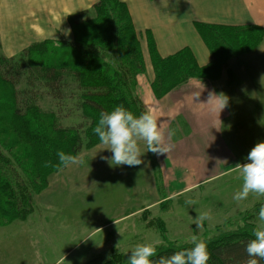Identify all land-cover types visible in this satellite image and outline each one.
Segmentation results:
<instances>
[{
	"label": "rangeland",
	"instance_id": "1",
	"mask_svg": "<svg viewBox=\"0 0 264 264\" xmlns=\"http://www.w3.org/2000/svg\"><path fill=\"white\" fill-rule=\"evenodd\" d=\"M43 43L42 49L47 52L59 44L67 46L64 41ZM33 49L31 47L28 54L15 62L27 69L32 59L41 56ZM240 53L243 54L238 52L231 58H221L204 76L226 75L230 84H236L234 88L250 84L251 71L238 64L232 65ZM0 56H4L1 44ZM43 57L46 56L43 54ZM67 72L66 80L70 85H65V97L61 101L50 95L44 86V76L36 79L29 71H23L15 88L0 80V102L10 106L13 92L26 91L34 97V109L27 111L24 118H34L42 125L48 134L45 137L48 136L52 143L61 136L53 129V123L63 135L78 137L81 143L80 151L74 154L81 162L57 168L58 158L39 161L37 157L36 160L33 153H29L34 149L32 144L19 140L16 131H12L14 117L0 114V155L12 169L9 177L13 179V187L18 190L21 186L26 194L21 208L9 211V215H0V264H126L137 243L159 240L157 249L170 244L185 246L192 245L193 235L204 241H231L250 236L253 229L261 226L258 211L264 204V197L250 192L244 200L233 199L242 185L238 171L225 172L198 190L172 195L179 190L172 180L179 170L172 171L164 166L160 171L154 161H166L167 157L184 159L191 155L190 151H170L160 156L143 151L142 160L152 161L154 183L147 180L146 168L141 164L115 166L118 172L112 173V167L101 159L111 153L93 133L95 125L88 119L87 110L79 106V99L72 92L76 88L74 78ZM190 74L189 71L185 73L186 76ZM234 121L238 123L237 128L240 122L237 117ZM232 152L226 151L225 156ZM239 152L243 155L240 161H244L249 151L233 153ZM141 192L144 196L138 195ZM189 199L194 203H186ZM2 203L8 205L7 199H2ZM201 212H207L208 218L197 229L192 218Z\"/></svg>",
	"mask_w": 264,
	"mask_h": 264
},
{
	"label": "crops",
	"instance_id": "2",
	"mask_svg": "<svg viewBox=\"0 0 264 264\" xmlns=\"http://www.w3.org/2000/svg\"><path fill=\"white\" fill-rule=\"evenodd\" d=\"M98 1L0 0L2 53L14 57L32 45L46 41L72 42L74 35L69 17L90 9ZM121 1L127 5L140 36L145 60L146 70L138 76L136 95L146 110L151 109L158 122H162L164 142L172 146L170 151L183 150L191 154L184 159L167 157L166 161H154L160 171L164 166L172 171L179 170L172 179L179 190L172 195L198 190L211 179L236 171L234 166L245 160L240 161L243 156L240 152L237 155L233 152L250 151L256 143L264 141V37L256 49L240 53L232 61L234 67L238 64L251 71L250 84L234 88L236 84H230L226 75L214 79L193 77L182 87L157 97L153 92L155 72L147 33L153 37L162 58L188 48L198 66L204 68L211 62V53L195 24L254 25L264 29V0ZM68 29L70 32L66 33ZM210 92L224 93L229 98L220 113L217 98L203 104L207 103ZM235 117L240 122L237 128ZM138 145L141 153L147 150L144 141H138ZM226 151L233 152L225 156ZM150 165L152 161H144L141 167L145 166L147 180L154 183L155 172ZM224 166L228 167L221 170ZM111 167L112 173L118 172L115 166ZM162 176L165 180V174ZM138 195L144 196V192Z\"/></svg>",
	"mask_w": 264,
	"mask_h": 264
},
{
	"label": "trees",
	"instance_id": "3",
	"mask_svg": "<svg viewBox=\"0 0 264 264\" xmlns=\"http://www.w3.org/2000/svg\"><path fill=\"white\" fill-rule=\"evenodd\" d=\"M68 20L74 35L72 42H65L67 45L65 47L59 44L60 46L48 52L42 49L45 43L39 47L35 46L36 44L32 45V49L41 53V56L32 59L27 69L15 60L17 61L23 54H28L31 47L14 57L0 56V80L15 88L23 71H29L36 79L44 76L46 79L44 86L50 95L61 101L65 97V85H70L66 80L69 71L76 87L72 92L77 95L79 106L87 110V117L92 125H96L101 112L111 111L117 105H123L136 115L146 111L144 103L136 95L138 76L146 70L145 60L140 36L134 28L127 5L121 0H100L90 9L70 16ZM195 26L211 53V62L204 68L198 66L188 48L162 58L153 37L147 33L155 72L153 89L157 97L168 94L189 78L196 76L209 78L204 76V73L221 58H231L238 52H250L257 48L264 37V29L254 25L226 26L197 22ZM43 54L46 57H43ZM186 71L191 74L186 76ZM214 78L218 76L209 79ZM27 93L13 92L10 106L6 102H0V114L7 113L14 117L15 122H12L14 128L11 129L16 131L19 140L32 144L34 149L29 153H33L36 160L53 161L57 159L58 150L73 154L79 152L80 139L72 135H63L57 124L53 123L52 127L61 136L52 143L48 136L45 137L47 132L42 125L37 124L34 118L30 120L24 118L27 111L31 112L34 109L32 103L34 97ZM10 173H12L10 165L0 155V215L3 216L9 215V211L21 208V203L26 198L21 186L18 190L13 187ZM4 198L8 202L6 206L2 203ZM252 238L251 234L231 241L223 239L205 241L209 251L207 264H246L248 256L245 245ZM191 246L170 244L157 249L152 259L158 260L160 256H167ZM260 264H264V261H260Z\"/></svg>",
	"mask_w": 264,
	"mask_h": 264
},
{
	"label": "clouds",
	"instance_id": "4",
	"mask_svg": "<svg viewBox=\"0 0 264 264\" xmlns=\"http://www.w3.org/2000/svg\"><path fill=\"white\" fill-rule=\"evenodd\" d=\"M70 29L66 30V33ZM264 79V76H262ZM217 98L219 113L227 106L228 97L224 93H209V104ZM100 144L105 145L111 155L102 156L110 166H137L142 164V154L138 141H144L147 151L157 156L168 154L171 145L164 142V131L162 122H158L154 112L149 109L139 115L126 109L123 105L115 106L111 111L101 112L98 122L92 129ZM172 132L169 131V135ZM58 158L57 168L69 167L80 163L77 155L66 153L63 150L56 152ZM234 170L239 172L242 185L233 199L241 201L247 198L250 192L264 195V141H260L251 148L245 157L244 163H237ZM188 204L194 201L189 199ZM208 218L207 212L197 214L192 218L196 228L202 227L203 221ZM260 227L253 229L252 239L245 245L248 259L246 264H260L264 261V204L260 205L258 211ZM192 246L175 251L167 256H160L153 260L157 253L156 245L159 240L148 243H137L127 257L126 264H207L209 251L206 242L198 236L191 237Z\"/></svg>",
	"mask_w": 264,
	"mask_h": 264
}]
</instances>
